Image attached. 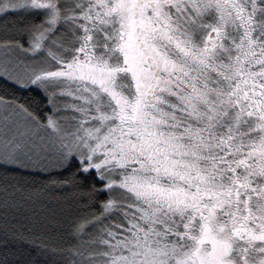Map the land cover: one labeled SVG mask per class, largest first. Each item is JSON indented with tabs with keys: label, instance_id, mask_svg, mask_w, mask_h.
<instances>
[{
	"label": "snow or ice",
	"instance_id": "6c2138e0",
	"mask_svg": "<svg viewBox=\"0 0 264 264\" xmlns=\"http://www.w3.org/2000/svg\"><path fill=\"white\" fill-rule=\"evenodd\" d=\"M9 16L0 173L82 200L41 254L264 264V0H0Z\"/></svg>",
	"mask_w": 264,
	"mask_h": 264
},
{
	"label": "trees",
	"instance_id": "16d2710c",
	"mask_svg": "<svg viewBox=\"0 0 264 264\" xmlns=\"http://www.w3.org/2000/svg\"><path fill=\"white\" fill-rule=\"evenodd\" d=\"M16 19L14 16L0 17V38L11 33ZM12 91L0 81V95ZM6 184L11 186L8 194L3 191ZM81 204L78 189L49 186L45 176L25 173L5 179L0 173V257L6 251L2 226L7 220L14 226L17 237L9 234L7 250L15 253L10 259L18 258L19 264H52L59 257L41 254L37 246L41 242L50 247L63 245L69 237L70 222L83 212Z\"/></svg>",
	"mask_w": 264,
	"mask_h": 264
}]
</instances>
